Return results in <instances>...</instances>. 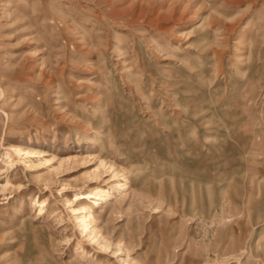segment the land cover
<instances>
[{
    "label": "rangeland",
    "instance_id": "1",
    "mask_svg": "<svg viewBox=\"0 0 264 264\" xmlns=\"http://www.w3.org/2000/svg\"><path fill=\"white\" fill-rule=\"evenodd\" d=\"M0 264H264V0H0Z\"/></svg>",
    "mask_w": 264,
    "mask_h": 264
},
{
    "label": "bare ground",
    "instance_id": "2",
    "mask_svg": "<svg viewBox=\"0 0 264 264\" xmlns=\"http://www.w3.org/2000/svg\"><path fill=\"white\" fill-rule=\"evenodd\" d=\"M13 152L16 156L21 155V150L17 148H13ZM13 165V164H12ZM102 167H105L106 164L103 163L101 164ZM9 167V166H8ZM109 169L112 171L114 178L116 180L113 181H119L117 180V175L120 174L119 172L114 169V166H109ZM3 172V171H2ZM10 172V171H9ZM123 178L120 180L121 182L116 184V189L118 193H120V199L115 198L116 203L119 206H122L125 202V198L122 197L123 193L122 190H124L127 187V180L124 178V174L121 175ZM48 187V186H47ZM21 189V188H20ZM90 192L86 193H77L74 196V200L72 199H67L66 200V205L69 210V212L78 220V230L79 233L82 234L84 238H89L91 241L95 242H100L99 244L102 245L103 247L107 248L109 247V243L105 240L102 231L98 225L99 221L103 218L97 217L96 212L94 208L89 204H93L96 207H99L102 209L103 205L107 204L110 201V198L113 196L109 191H105L99 188L91 189L89 190ZM76 192V191H75ZM124 192V191H123ZM40 203V202H38ZM45 202H42L41 205H44ZM117 207H114L113 212L116 213ZM43 207L41 208V211H43ZM104 211H102L103 213ZM56 214V213H55ZM72 216V217H73ZM102 240V241H101ZM66 241V240H65ZM102 243H106L102 244ZM71 245V244H70ZM84 252V249H82Z\"/></svg>",
    "mask_w": 264,
    "mask_h": 264
}]
</instances>
